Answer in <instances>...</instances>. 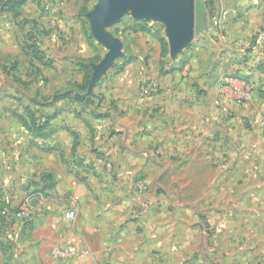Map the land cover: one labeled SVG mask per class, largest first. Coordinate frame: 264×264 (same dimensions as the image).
<instances>
[{
  "label": "crops",
  "instance_id": "1",
  "mask_svg": "<svg viewBox=\"0 0 264 264\" xmlns=\"http://www.w3.org/2000/svg\"><path fill=\"white\" fill-rule=\"evenodd\" d=\"M46 2L27 1L17 17L2 11L0 15L14 19L26 17V10L32 8L33 3L41 5L45 11ZM85 6L86 1L82 8ZM85 8L89 10L88 6ZM210 8L211 14L208 9H202L205 21L213 25L207 28L210 33L205 28L197 33L194 22L192 39L179 57L182 61L193 59L188 78L176 77V70L155 65L148 78H155L159 88H164L156 95L138 98L113 94L107 90L110 79L106 71L91 94H87V90L75 93L91 97L92 102L88 104L76 101L73 96L54 102L50 97L47 109L32 111V115L28 109L0 110V176L12 171L2 158L14 149L23 160L35 159L37 168L48 169L55 180L65 176L62 159L74 158L76 166L85 168H76L68 174L69 188L83 200L81 181L94 183L98 178L107 182V189H102L104 194L100 197L103 200L95 208L90 204V213L106 217L116 213L124 220L116 223L120 232L116 238L86 241L85 248L95 261L103 264H264V111L255 108L251 101L243 103L251 100L252 95L249 99L242 97L250 82L261 79L258 67L264 68V63L256 65V69L247 62L251 51L255 52L250 55L252 61L264 57V0H215ZM81 9L77 15L76 12L65 14L67 19L63 22L74 24L75 29L69 27L64 34L71 36L74 32L84 50L91 47L90 51L85 50L90 58L76 53L78 47L72 42L69 46H60L56 31L50 25L47 33L40 31L44 37L37 33L39 47L50 58L51 66H58L57 63L65 66L62 70L68 75L66 84L69 83L70 88L83 81L81 64L87 63L93 72L92 65L105 55L101 58L98 55V48L105 47L86 29L88 12L80 14ZM36 11L31 9L33 16L39 17ZM76 16L80 19L77 24L73 21ZM53 17L54 13L47 11L42 13L41 20L45 24V18ZM256 31L260 32L256 43L252 50L246 51L247 36ZM51 36L53 45L56 43L58 51L65 54L59 62L45 51L51 45L44 39ZM203 38H208L210 45L218 50L219 61L230 59L231 68L239 69L242 75L218 67L214 69V64H208L212 47L206 54ZM19 53L20 58H29L23 47ZM122 53L124 56L123 50ZM241 54L246 55V59L236 62L234 56ZM199 59H205L202 65ZM129 69L126 67L124 72ZM163 70L165 73L161 75ZM137 78L130 77L128 83L132 86ZM95 87H101L102 94L96 93ZM261 96L256 102L264 101ZM32 120L46 122V126L35 131L31 127ZM16 162L19 165L23 161ZM104 166L108 173L103 172ZM162 181L217 183L218 186L208 185L200 194L221 199V208L211 215L212 227L206 228L197 221L162 222L157 220L156 214L150 219L142 214L143 220H140L137 208L146 194L143 183ZM224 183L229 184L228 190L222 189ZM91 187L97 188L93 184ZM152 199L154 203L157 200L153 195ZM152 208L145 211L149 213ZM164 213L167 214V210ZM140 225L144 226L143 233H147L145 237ZM180 230L185 238L175 233ZM22 244L25 249L31 245L29 241Z\"/></svg>",
  "mask_w": 264,
  "mask_h": 264
},
{
  "label": "rangeland",
  "instance_id": "2",
  "mask_svg": "<svg viewBox=\"0 0 264 264\" xmlns=\"http://www.w3.org/2000/svg\"><path fill=\"white\" fill-rule=\"evenodd\" d=\"M54 1L53 3V0H47L45 3L47 6L44 5L45 11H42L41 5L33 3L32 8L38 10L36 12L39 13V17L38 15L36 17L33 16L32 8L26 10L28 16L18 19L0 15V110L13 109L14 111H23L29 109L38 112L44 111L47 109L48 99L55 92L65 91L70 88V84H66L68 75L63 73L62 69L65 67L63 64L57 63L58 66L50 65V67L31 59L28 60L30 56H27L29 57L27 59L20 58V48L23 47L24 41L27 40L30 34L35 33L38 36L37 33L39 32L40 36L44 37L43 34L47 33L46 29H50L49 27L52 26V29L56 31L60 46H69V43L72 42L74 46L78 47L76 53L79 52V55H85V58H90L91 56L85 52L91 47L84 50V45L80 42L81 39H77V36H74V32L71 33V36L64 34L69 27L72 30L75 28L74 24H67L63 20L67 19L64 17L67 13L70 14L71 12L73 15L76 12L77 15L85 1V7L88 6L89 8L87 12H90L97 0ZM210 1L192 0L193 19L197 33L200 28H205L209 32L207 28L213 26L209 21H205L202 12V9L205 8L211 14L212 8L210 9V6L212 5L209 4L211 3ZM214 1L212 0V4H214ZM55 3L56 5H54ZM47 11L54 13L56 18H45V26L41 20V15ZM131 16L132 10L129 8L108 28L120 42V51L121 53L122 50L124 51V56L122 55V58L116 57L115 63L113 62L114 65H111L106 70L110 79L107 90L113 94L116 93L126 97L137 96L138 98H147L158 94L164 88H159L155 78L153 80L148 78L155 65L161 67V69L168 67V69H171L170 71L176 70V77L188 78L194 66L193 59L187 58L182 61L179 57L181 58L189 44L182 48L175 57L170 58L164 24L155 18L143 17L135 19ZM73 21L77 24L80 19L76 16ZM85 26L91 33L88 17ZM141 27L145 30H139ZM40 31L42 33L45 32L42 34ZM259 34L260 32L256 31L255 34L252 33L247 36L246 43L248 46L245 48L246 51L252 50L256 43L255 38ZM44 40L51 45L48 50H45L46 53L52 58L55 57L56 61L59 62V58L65 54L62 51H58L56 43L53 45L54 37H45ZM160 40H166L167 43V54L164 57L161 56ZM210 44L212 42L208 38H203V45L207 49L206 54L210 53V47H212V55L208 56V64L211 66L214 64V69L218 67L228 73L242 75L239 69L231 68L230 59L221 58L219 61L216 58L218 50H215ZM98 49L100 50L98 55L100 54L101 58L105 54L106 49L102 47ZM254 54L255 52L251 51L249 56ZM249 56L247 57V62H250L249 65L252 63V67L256 69L264 63V57L262 56L257 59V62H255L256 59L252 61L251 56ZM234 57L236 62H243L246 59V55L243 54ZM178 61H180L179 65L176 66ZM198 61L202 65L205 59H199ZM130 62L132 63L129 64ZM128 66L130 69L125 73L124 70ZM263 69V67L260 69L258 67L257 69L262 72L261 79L259 81L254 80L248 84L251 89V100L248 102L243 101V103H250L251 101L255 108L264 111V101L259 100L256 102L259 96H264ZM164 73V70L160 71L161 75H164ZM135 76L139 78L131 86L128 83V79ZM149 82H154L158 86V91L142 96L141 87ZM96 88L94 91L102 94L101 87ZM35 101L38 103H35ZM35 122L41 123L39 120ZM31 123H34V120ZM17 152L12 149L7 153L6 157L2 158V160H7V166L11 167L12 171L8 170L6 175L0 176V264H103L101 261H95L91 258L88 249L85 248V243L91 239H113L119 236L120 232L116 228V223L124 220L122 216L115 213L106 217L97 213H90V204L94 205L95 208L103 200H100V197L104 194L102 189H107V182L99 181L98 178L97 181H93L94 183L81 181V192H83L85 200L80 195L77 197L75 218L66 220L64 211L71 206L70 198L75 197L77 193L69 188L68 174L70 172L73 173L76 168L80 169L82 166H76L74 158L69 160L68 157H64L62 160L65 161V176L57 180L55 178L43 180V175L51 172H48L49 170L46 168H37L35 159H32V162L23 160L22 155H17ZM72 152V150L69 151L70 154ZM63 156L64 154H62V158ZM30 157L35 158L34 156ZM18 159L23 161L19 165L16 162ZM104 171L105 173L109 172L106 166L103 167ZM92 184L97 188H92ZM208 185L215 186L217 183L198 181L188 183L166 181L143 183V191L146 194L141 198L143 206L140 205L137 208V213H139L140 217L142 214L143 217L147 215L149 219L153 214H156L157 220L162 222L172 221L183 224L197 221L204 227L210 228L214 224L211 215L214 211L216 212V209L221 208V199H214L212 196H200L203 193V189ZM222 189L228 190L229 184L224 183ZM36 192L43 193V198L40 199L41 203L34 196ZM152 195L157 198V204L156 202L154 203ZM26 198L30 199L33 211L28 217L18 218L16 213L23 206ZM226 200L228 201V198ZM153 204H156L154 205L155 209L152 208ZM188 205L192 207L188 208ZM145 206L146 208H152V210L147 213ZM164 208H166L167 214L164 213L166 211ZM140 220H143V218L141 217ZM141 226L142 237H145L147 233H143L144 226H142L143 228ZM149 230L147 232H150ZM177 232H179L177 236L185 238L184 232H181V230L175 231L176 234ZM25 241H29V244H31L27 249L22 244ZM253 264L255 263L253 262Z\"/></svg>",
  "mask_w": 264,
  "mask_h": 264
},
{
  "label": "water",
  "instance_id": "3",
  "mask_svg": "<svg viewBox=\"0 0 264 264\" xmlns=\"http://www.w3.org/2000/svg\"><path fill=\"white\" fill-rule=\"evenodd\" d=\"M129 8L135 19L155 18L164 24L171 57H175L192 39V0H97L87 17L92 36L107 52L99 63L92 65L93 72L87 94L92 93L93 87L111 67L115 58L122 55L120 42L108 28Z\"/></svg>",
  "mask_w": 264,
  "mask_h": 264
},
{
  "label": "trees",
  "instance_id": "4",
  "mask_svg": "<svg viewBox=\"0 0 264 264\" xmlns=\"http://www.w3.org/2000/svg\"><path fill=\"white\" fill-rule=\"evenodd\" d=\"M27 1H29V0H0V11L10 13L12 16L17 17L20 14V12H19L20 8ZM210 2L211 3H209V4L212 5V0ZM87 11L88 10L85 7H83L81 9V12L83 14H86ZM139 30L143 31L145 29L141 27V28H139ZM160 46H161V56L164 57L167 54L166 40H160ZM23 49H24L25 54H27L31 57L32 61L39 62L42 65H49V66L51 65L50 58L40 49L38 39H37V36L35 33L30 34L28 36L27 40L24 41ZM81 69L84 72V78H83L82 83L81 84H73L71 86V88H69L68 90L55 92L52 95V97L50 98L52 102L58 101L59 99H62V98L71 97V96H73L76 101L81 102L83 104H88V103L92 102L91 97H87V96L82 97L80 95L75 94L76 92L83 93L87 90V86H88V83H89V80H90V77L92 74V69L87 63L81 64ZM35 103H38V102L35 101ZM28 111L32 115V111L29 109H28ZM99 116H104V115H99ZM45 123L44 122L43 123H40V122L36 123L34 121V123H31L32 124L31 127H33L35 131H40L42 128H44L46 126ZM52 178H53L52 174L47 173V174L43 175L42 179L43 180H52Z\"/></svg>",
  "mask_w": 264,
  "mask_h": 264
},
{
  "label": "built area",
  "instance_id": "5",
  "mask_svg": "<svg viewBox=\"0 0 264 264\" xmlns=\"http://www.w3.org/2000/svg\"><path fill=\"white\" fill-rule=\"evenodd\" d=\"M157 91H158V86L154 82H149L141 87L142 96H147L154 92L156 93ZM250 92H251L250 87H247L244 90V93H243L244 99H248L250 97ZM34 196L37 200H40L43 198V193L37 192L34 194ZM76 200H77V196L72 197L70 199L71 206L64 211V217L66 220H72L75 218ZM32 211H33V207L31 206L30 199L26 198L23 203V206H21L19 211L16 213V217L18 218L28 217L32 213ZM74 251L76 252V250Z\"/></svg>",
  "mask_w": 264,
  "mask_h": 264
}]
</instances>
